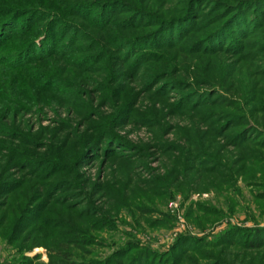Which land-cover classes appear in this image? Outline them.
I'll return each mask as SVG.
<instances>
[{
    "label": "rangeland",
    "instance_id": "rangeland-1",
    "mask_svg": "<svg viewBox=\"0 0 264 264\" xmlns=\"http://www.w3.org/2000/svg\"><path fill=\"white\" fill-rule=\"evenodd\" d=\"M164 1L163 8L180 2ZM19 35L0 43V264H84L92 259L99 263L128 242L161 255L165 263V254L180 235L212 239L229 223L251 226L249 211L264 224V215L255 212L251 189L241 178L236 180L239 193L229 189L237 154L222 137L215 140L224 145L216 160L221 164L209 165L212 173L202 167L207 159L203 162L202 155L187 159L178 154L179 147L192 148L185 140L190 135L186 130L195 126L186 114L173 113L170 107L180 92L156 95L161 82L153 85L145 77L157 69L155 64L145 68L137 63L130 71L115 66L109 73V67L95 64V57L89 67L80 63L71 67V55L77 50L84 55L92 47L83 45L86 36L80 47L65 55L30 57L22 67L5 66L3 55L30 39L35 38L37 46L42 40L37 30L33 37ZM45 77L57 79L51 82L52 90L44 89ZM121 108L130 112H120ZM104 129L129 146L107 139L92 142ZM86 143L92 147L79 158ZM87 195L96 207L95 219L105 225L80 230L83 237L68 240L74 235L71 230L56 228L50 219L54 206L63 202L67 209L74 205L82 209ZM231 196L240 203L233 214ZM27 206L41 211L29 214ZM23 210L24 219L12 229ZM228 250L188 251L179 264L219 259L221 264H250V258L251 264H264L262 254L254 258Z\"/></svg>",
    "mask_w": 264,
    "mask_h": 264
},
{
    "label": "trees",
    "instance_id": "trees-1",
    "mask_svg": "<svg viewBox=\"0 0 264 264\" xmlns=\"http://www.w3.org/2000/svg\"><path fill=\"white\" fill-rule=\"evenodd\" d=\"M165 2L47 0L44 3L36 0H1L0 43L18 34L33 37L31 35L35 30L42 36L39 46L35 45V38L30 39L3 55L2 63L22 67L25 60H32L30 57H52L55 53L65 55L80 47L79 42L88 36L85 39L87 43L83 45L91 44V49L86 50L84 55H80L82 52L78 50L74 52L77 58L75 55L69 57L71 67L75 63L89 67L95 57L98 58L96 65L106 70L113 66L111 71L108 69L109 73L115 71V66L130 71L137 63L145 68L151 67L150 63L155 64L157 69L145 77L153 85L161 82L155 90L156 95H165L169 90L180 92L179 99L170 107L174 109L173 113L186 114L192 126H195L186 130L190 135L185 140L193 144L192 148L184 150L179 147L178 154L187 159L202 155L203 162L207 158L202 167L206 169L205 172L212 173L214 168L209 165L220 160L219 151L224 147L216 142V137H222L237 154L232 172L235 178L229 182V189L239 193L236 180L241 178L244 186L251 189L255 212L263 216L264 0H180L172 7H161L160 4L164 5ZM154 5L157 8H153ZM204 7H207L206 12L203 11ZM9 55L13 59H9ZM59 68L62 72L66 71L63 63ZM54 80L57 79L45 77L41 82L49 88L44 89H50ZM127 109L121 108L120 112L124 110L128 114L130 111ZM201 124L206 130L198 128ZM97 132L92 142L107 139L129 146L125 140L121 141L110 133L109 129ZM91 147L90 143H86L78 157H82L84 150ZM156 147L160 146L157 144ZM86 199L88 203L82 209H76L75 205L67 209L63 202L54 206L53 218L50 219L58 225H55L56 228L71 230L70 233L74 235L68 240H76V235L83 237L80 230L105 225V222L94 217L96 207L91 196L87 195ZM230 202L229 211L233 214L240 203L233 196ZM37 209L41 211L39 207L29 206L24 210L30 214L36 213ZM24 210L17 213L12 229L18 228L24 219ZM247 213L253 225L229 223L212 239L180 235L165 254V263L164 258L160 260L161 255L147 248L138 249L128 242L105 260L97 263L92 259L84 264H179L188 251L203 247H224L254 258L258 254L264 256V224L257 222L253 212ZM216 214L222 217L221 211ZM135 249L137 251L128 255ZM249 262L252 263L251 258ZM211 264H221L220 259Z\"/></svg>",
    "mask_w": 264,
    "mask_h": 264
}]
</instances>
